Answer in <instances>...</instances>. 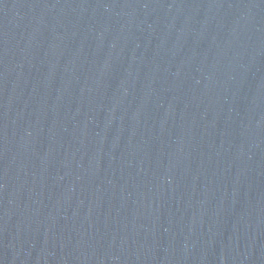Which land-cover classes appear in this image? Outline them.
I'll return each instance as SVG.
<instances>
[{
	"label": "water",
	"instance_id": "water-1",
	"mask_svg": "<svg viewBox=\"0 0 264 264\" xmlns=\"http://www.w3.org/2000/svg\"><path fill=\"white\" fill-rule=\"evenodd\" d=\"M0 264H264V0H0Z\"/></svg>",
	"mask_w": 264,
	"mask_h": 264
}]
</instances>
